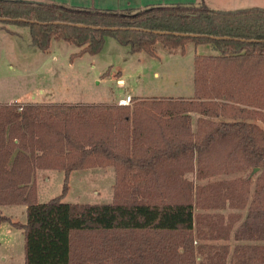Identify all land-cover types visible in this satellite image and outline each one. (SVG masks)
<instances>
[{"label": "trees", "instance_id": "obj_1", "mask_svg": "<svg viewBox=\"0 0 264 264\" xmlns=\"http://www.w3.org/2000/svg\"><path fill=\"white\" fill-rule=\"evenodd\" d=\"M0 21L96 54L105 36L153 55L159 43L193 57L190 98L117 103L0 104V206L24 205V264H264V8L196 3L99 9L43 0H0ZM132 101V96H131ZM198 115L192 129V114ZM112 166V203H66L72 171ZM64 173L62 192L37 201L36 171ZM256 170L252 176L195 184ZM245 210V214L195 213ZM240 221V222H239ZM239 224L234 228V225ZM235 244L203 241L228 239Z\"/></svg>", "mask_w": 264, "mask_h": 264}, {"label": "rangeland", "instance_id": "obj_2", "mask_svg": "<svg viewBox=\"0 0 264 264\" xmlns=\"http://www.w3.org/2000/svg\"><path fill=\"white\" fill-rule=\"evenodd\" d=\"M88 1V0H87ZM246 4L219 6L217 10H235L248 6L264 5L261 0H245ZM244 5V6H240ZM248 7V8H249ZM80 48L63 40H51L43 51L31 43L27 25L0 21V101L1 94L16 93L21 102L47 103H116L127 94L132 96L131 103L138 98H190L193 94V57L197 54L219 53L210 44L194 45L188 43L184 51L167 49L157 43L153 55L144 51L131 52L129 46L120 44L112 36H105L102 49L96 54L79 52ZM122 79L124 82H122ZM119 80V82H117ZM40 89L49 92L40 95ZM44 92V93H45ZM45 93V94H46ZM50 93L52 95H50ZM45 99V100H44ZM54 101V102H50ZM130 103V104H131ZM198 115L192 114V129L196 128ZM53 171L51 179L38 180L37 201L46 202L62 192L64 173ZM257 172L246 170L236 174L218 175L208 180H198L195 172L185 173L195 184L208 181L231 179L238 176H252ZM115 171L112 166L90 167L72 171L68 177V189L62 197L66 203L103 204L112 203ZM5 215L12 221L24 222L26 211L23 207L1 206ZM223 212L225 221L229 213L245 214V210L220 209L200 210L195 213L213 214ZM240 222V221H239ZM237 222L234 228L239 224ZM11 235H2L0 264H24V234L21 229L13 228ZM209 244H228L233 246V230L228 239L203 241ZM5 247H4V246ZM228 264V263H227Z\"/></svg>", "mask_w": 264, "mask_h": 264}, {"label": "crops", "instance_id": "obj_3", "mask_svg": "<svg viewBox=\"0 0 264 264\" xmlns=\"http://www.w3.org/2000/svg\"><path fill=\"white\" fill-rule=\"evenodd\" d=\"M43 1L63 2L69 5L99 8V9H126V8H141L143 6L152 5V4L196 3L199 0H88V1L87 0H43ZM202 1L211 9H220L221 7L219 6H227L229 4H246L243 2L245 0H202ZM261 1H264V0H261ZM257 4L258 5L256 6H250V7H263L264 8V5H259V3ZM261 4H264V2H262ZM240 6H244V5H240ZM226 10H229V9H226ZM117 82H119V80H117ZM122 82H124L123 79H122ZM44 92L45 91L43 89H40V95H43V96L46 95L47 97H45V99H50L49 92L48 93L45 92L46 94ZM50 95L52 94L50 93ZM1 96L4 97L5 99H2L0 101V104L24 103V102L19 101V98H22V97H15L16 96L15 92H12L9 95L2 93ZM30 101L37 102L33 97L31 98ZM50 102H54V101H50ZM41 103H47V101L41 102ZM52 172L53 171L44 170V169L37 170L36 175H35L36 176V187H38L37 185L38 180L43 179L44 182H48L51 179ZM3 206L13 208V209H15L14 207L19 206V207H23V209L26 211V207L24 205H3ZM0 211L2 212L1 206H0ZM8 216L14 218L13 215H8ZM13 228L14 227H12L9 224H6V223L2 224L0 226V240H2L1 239L2 235H11L13 233L12 232ZM0 249H3L1 251L2 256L6 255L5 254L7 252L5 251L6 249L1 248V247Z\"/></svg>", "mask_w": 264, "mask_h": 264}, {"label": "built area", "instance_id": "obj_4", "mask_svg": "<svg viewBox=\"0 0 264 264\" xmlns=\"http://www.w3.org/2000/svg\"><path fill=\"white\" fill-rule=\"evenodd\" d=\"M118 105H129L131 103V95L127 94L125 97H121L116 102Z\"/></svg>", "mask_w": 264, "mask_h": 264}, {"label": "water", "instance_id": "obj_5", "mask_svg": "<svg viewBox=\"0 0 264 264\" xmlns=\"http://www.w3.org/2000/svg\"><path fill=\"white\" fill-rule=\"evenodd\" d=\"M254 171H256V170H254Z\"/></svg>", "mask_w": 264, "mask_h": 264}]
</instances>
